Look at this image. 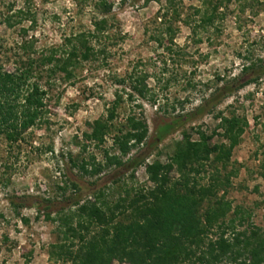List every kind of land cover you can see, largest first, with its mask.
I'll use <instances>...</instances> for the list:
<instances>
[{"label":"rangeland","instance_id":"obj_1","mask_svg":"<svg viewBox=\"0 0 264 264\" xmlns=\"http://www.w3.org/2000/svg\"><path fill=\"white\" fill-rule=\"evenodd\" d=\"M95 1L0 0L2 67L14 70L25 62L26 52L36 58L52 47L66 48V38L92 30V20L101 15ZM220 1L219 17L201 26L204 0H105L111 4L108 37L99 45L91 40L95 48L103 44L105 53L81 62L69 79L61 72L50 75L43 68L39 82L47 94L42 119L16 142L0 136V264H61L47 255L49 244L57 240L55 224L37 212L33 200H60L58 186L64 179L78 182L83 199L117 177L131 184L130 171L122 167H110L91 177L82 175L71 167L67 155L93 154L101 160L103 149L116 152L110 136L101 145L84 138L89 123L106 116L115 91L120 90L123 99L113 123L123 124L127 115L144 117L149 143L156 124L193 110L238 74L247 56H264V0L215 2ZM22 44L30 47L24 51ZM142 73L148 74L149 90L144 97L133 93L128 99L125 92L130 91L131 79L127 76L133 79ZM217 113L246 121L225 168L218 165L222 174L233 172L225 198L251 211L250 221L264 226V79L234 91L212 113L181 123L159 143L136 148L131 155L143 152L145 162L165 161L183 132L191 139L203 132L210 136V143H227L222 129L216 127ZM212 170L208 166L205 176ZM134 176L135 184L147 181L144 164L134 170ZM13 196L22 197L25 206L13 208L9 202Z\"/></svg>","mask_w":264,"mask_h":264},{"label":"trees","instance_id":"obj_2","mask_svg":"<svg viewBox=\"0 0 264 264\" xmlns=\"http://www.w3.org/2000/svg\"><path fill=\"white\" fill-rule=\"evenodd\" d=\"M215 1L204 0L201 26L212 24L219 17L221 1ZM94 6L101 15L92 20V30L66 38V48L52 47L48 54L36 58L26 52L25 62L14 70L0 64V136L7 142L20 140L27 129L42 119L47 92L39 79L45 66L48 74L61 72L69 79L81 62L105 53L103 44L95 48L91 40L99 45L102 38L108 37L111 4L98 0ZM21 47L26 51L30 45ZM127 77L131 79L130 91L125 92L127 98L131 99L133 93L144 97L149 90L148 74ZM263 79L264 56H247L239 73L211 91L193 110L156 124L149 143L144 117L127 115L123 124L113 123L123 99L120 90L115 91L106 116L90 122L84 138L101 145L110 136L116 152L103 149L101 160L93 154L67 155L71 167L82 175L91 177L110 167H122L130 171L131 184L117 177L94 188L83 199L78 182L68 178L58 186L60 200L34 198L37 212L55 224L57 240L49 244L48 259L61 264H264V226L250 221L251 211L233 206L225 198L233 172L222 174L218 169L219 164L225 168L229 161L245 120L214 114L219 119L216 127L222 129L227 143H210V136L203 132L197 139L183 132L175 151L165 161L155 158L145 162L143 152L131 155L136 148L159 143L181 123L212 113L234 91ZM85 149L83 144L81 150ZM141 164L145 166L147 181L135 184L134 170ZM208 166L214 170L206 177ZM261 176L264 179V169ZM205 177L207 181L203 182ZM91 183L95 185V181ZM68 190L71 194L65 196ZM21 199L13 196L9 202L16 209L25 206ZM64 202L67 205H60Z\"/></svg>","mask_w":264,"mask_h":264}]
</instances>
